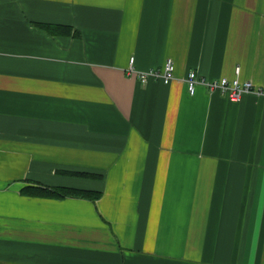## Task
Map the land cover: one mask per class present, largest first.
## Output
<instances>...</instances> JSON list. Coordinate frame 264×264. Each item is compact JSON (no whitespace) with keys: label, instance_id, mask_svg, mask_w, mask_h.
Here are the masks:
<instances>
[{"label":"crops","instance_id":"0c3cea01","mask_svg":"<svg viewBox=\"0 0 264 264\" xmlns=\"http://www.w3.org/2000/svg\"><path fill=\"white\" fill-rule=\"evenodd\" d=\"M190 71L264 88V0H0V264H264V97Z\"/></svg>","mask_w":264,"mask_h":264},{"label":"built area","instance_id":"2783aa9c","mask_svg":"<svg viewBox=\"0 0 264 264\" xmlns=\"http://www.w3.org/2000/svg\"><path fill=\"white\" fill-rule=\"evenodd\" d=\"M131 63L133 65L134 58H132ZM132 65L127 70L128 74L130 76H135L142 83H148L151 80H160L164 84H170L176 78V65L172 58L166 60L163 70L153 69L146 72H140L135 70ZM185 80L188 92L191 95H195L198 86L202 85L212 93L216 91L221 92L232 102H239L245 94L250 93L264 97V88L256 86L250 80L241 81L239 78H236L230 81L228 78H223L220 80L209 81L206 78H201L196 71H190Z\"/></svg>","mask_w":264,"mask_h":264},{"label":"trees","instance_id":"16d2710c","mask_svg":"<svg viewBox=\"0 0 264 264\" xmlns=\"http://www.w3.org/2000/svg\"><path fill=\"white\" fill-rule=\"evenodd\" d=\"M61 191V192H60ZM59 192H57L56 194H57V196H65V195H68V194H72V193H75V194H78V195H83L84 197H91V193H89V192H86V191H84V192H72L71 190H66V189H62V190H60ZM98 195H96L95 197H97Z\"/></svg>","mask_w":264,"mask_h":264}]
</instances>
